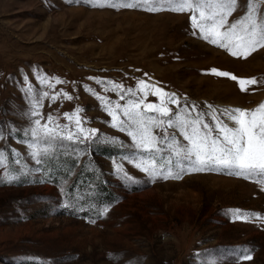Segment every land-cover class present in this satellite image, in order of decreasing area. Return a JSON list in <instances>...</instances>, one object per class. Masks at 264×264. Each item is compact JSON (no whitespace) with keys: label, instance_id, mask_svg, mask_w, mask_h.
<instances>
[{"label":"rangeland","instance_id":"obj_1","mask_svg":"<svg viewBox=\"0 0 264 264\" xmlns=\"http://www.w3.org/2000/svg\"><path fill=\"white\" fill-rule=\"evenodd\" d=\"M248 2L238 0L230 24ZM128 3L137 6H121ZM149 6L156 5L0 0V264H264V182L226 171L153 181L135 166L148 154L105 107V100L111 107L141 98L143 80L145 103L159 102L151 94L159 87L181 105H197L209 123L208 105L218 114L254 109L264 103V48L234 57L202 38L191 13ZM212 69L261 83L242 92ZM77 115L94 136L65 140L48 157L32 155L25 132L36 119L52 116L75 132ZM168 133L187 143L176 129ZM237 209L248 219H235ZM238 249L252 259L238 262Z\"/></svg>","mask_w":264,"mask_h":264},{"label":"snow or ice","instance_id":"obj_2","mask_svg":"<svg viewBox=\"0 0 264 264\" xmlns=\"http://www.w3.org/2000/svg\"><path fill=\"white\" fill-rule=\"evenodd\" d=\"M143 3L156 5L149 6L148 11L191 13L193 28L199 31L202 38L228 50L234 57L247 59L253 52L264 48V15L259 14L264 0H249L245 16L231 24L228 18L236 10L238 0H143ZM121 6L131 8L137 5L128 3ZM211 71L217 76L237 81L242 92L261 83L255 77L245 79L216 69ZM139 85V91L144 93L141 98L111 107V102L105 100V107L119 124L120 130L127 131L132 137L136 148L148 154L146 159L140 160L135 166L153 181L157 178L182 179L184 175L193 172L226 171L229 175L256 178L264 182V103L254 109H221L219 114L212 105H208L212 110V123H209L205 113L196 111L197 105H181V98L176 93L165 92L159 87L152 86L151 93L158 97L159 102L145 103L149 85L143 80ZM116 87L123 89L122 85ZM127 91L136 96L132 89ZM44 95L47 96V93ZM67 98L71 99V96ZM121 99L124 97L121 96ZM169 105H175L177 111L174 113ZM121 114L123 120H120ZM33 115L39 116L40 113L34 111ZM221 116L225 119H221ZM68 118L72 119L71 116ZM75 124L76 131L72 132L67 126L55 124L52 116H48L45 123L36 119L34 126L25 132L33 140L30 145L34 149L32 155L37 158L48 157L57 147L62 146L61 142L68 140L83 143L97 131L84 129L78 115ZM170 128L176 129L187 143L182 144L175 133L169 135ZM157 130L162 134H157ZM164 152H167V156L162 155ZM3 156L0 153V166L3 165ZM118 171L123 172L121 166H118ZM124 178L132 179L127 173H124ZM15 179L18 177H8L9 182ZM233 216L235 219H248L249 214L237 209L233 210ZM235 255L238 262L252 259L247 249H238ZM211 264L216 262L212 261Z\"/></svg>","mask_w":264,"mask_h":264},{"label":"trees","instance_id":"obj_3","mask_svg":"<svg viewBox=\"0 0 264 264\" xmlns=\"http://www.w3.org/2000/svg\"><path fill=\"white\" fill-rule=\"evenodd\" d=\"M78 176H79V174H78ZM84 177L86 178L87 176H84ZM112 193H113V194H112ZM110 195H111V197H110L111 199H113V200L116 199V194H115L114 192L110 191ZM110 198H109V199H110ZM110 201H111V200H110ZM110 201H108V202L110 203ZM87 213H88V212H87Z\"/></svg>","mask_w":264,"mask_h":264}]
</instances>
